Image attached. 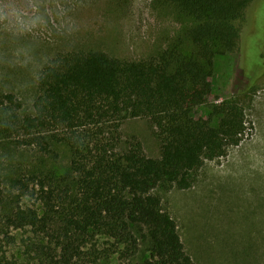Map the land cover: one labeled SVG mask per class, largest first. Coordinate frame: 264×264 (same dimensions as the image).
Listing matches in <instances>:
<instances>
[{"label":"trees","instance_id":"obj_1","mask_svg":"<svg viewBox=\"0 0 264 264\" xmlns=\"http://www.w3.org/2000/svg\"><path fill=\"white\" fill-rule=\"evenodd\" d=\"M168 1L193 21L185 40L143 60L101 50L57 53L40 71L30 113L13 93L0 94V137L44 155L55 154L56 143L71 152L65 173L30 175L44 213L12 222L50 238L42 246L46 264H101L105 248L93 244L98 235L113 240L110 252L123 257L148 244L143 264H195L155 190L191 188L207 160L241 143L246 112L239 100L228 101L216 109L220 120L213 125L195 117L177 91L213 77L217 57L240 46L258 0ZM132 117L150 121L160 157H150L139 140L124 144L121 128Z\"/></svg>","mask_w":264,"mask_h":264},{"label":"rangeland","instance_id":"obj_2","mask_svg":"<svg viewBox=\"0 0 264 264\" xmlns=\"http://www.w3.org/2000/svg\"><path fill=\"white\" fill-rule=\"evenodd\" d=\"M191 25L168 0H0V94L13 93L30 113L40 71L57 53L101 50L143 60L184 39ZM242 29L240 46L217 57L213 77L179 89L177 96L213 125L220 120L217 108L239 100L246 112L243 140L227 156L207 160L191 188L155 190L195 264H264V0ZM121 132L124 144L139 140L150 157L161 156L148 119L128 118ZM54 150L44 155L0 137V264H46L42 246L50 238L38 227L12 222L24 213H44L30 175L67 171L69 147L56 143ZM112 243L105 235L93 242L105 248L101 264H143L151 254L143 242L139 254L123 257L110 252Z\"/></svg>","mask_w":264,"mask_h":264}]
</instances>
